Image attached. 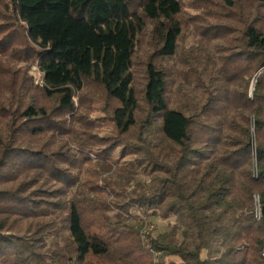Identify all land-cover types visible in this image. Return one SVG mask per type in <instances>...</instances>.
<instances>
[{
	"label": "trees",
	"instance_id": "1",
	"mask_svg": "<svg viewBox=\"0 0 264 264\" xmlns=\"http://www.w3.org/2000/svg\"><path fill=\"white\" fill-rule=\"evenodd\" d=\"M224 1L231 10L237 6ZM4 7L33 46L39 94L58 105L50 111L35 101L14 102L15 87L10 104L0 101V264H89L92 258L128 264L129 254L142 264L144 253L159 256L156 264H264L260 19L240 22L236 50L205 49L202 44H215L209 40L187 50L180 48L186 31L180 0H7ZM234 24L214 28L232 34ZM2 25L0 53L7 54L18 33ZM146 33L156 50L146 65L150 111L140 121L133 67ZM86 81L117 103L108 118L112 133L95 142L83 137L78 152L36 148L34 139L56 130L53 112L75 111ZM113 169L118 181L111 175L94 182ZM141 211L176 222L145 246L133 214Z\"/></svg>",
	"mask_w": 264,
	"mask_h": 264
},
{
	"label": "rangeland",
	"instance_id": "2",
	"mask_svg": "<svg viewBox=\"0 0 264 264\" xmlns=\"http://www.w3.org/2000/svg\"><path fill=\"white\" fill-rule=\"evenodd\" d=\"M234 1L237 6L234 10H231L224 0H180L183 6V19L186 23V31L182 38L180 48L188 50L193 44L197 45L205 40H209L210 43L215 42V44H202L205 49L214 48L213 50L218 49L223 51L224 46H227L228 50H236L240 46V40L243 36V25L240 23L242 20L258 18L261 21L259 27H264V5L257 4L255 0ZM6 2L7 0H0V24H3L2 27L8 28L11 32L12 30H15L14 33H18V27L13 23L14 20L10 16V12L6 11L4 7ZM233 20L237 21V24L233 25L234 28L231 30L232 34H219L217 28H214L216 25L225 23V21L231 23ZM211 27V32L208 35H205V32L207 31L206 29ZM151 29L153 28L151 24H149V31H151ZM146 34L147 35H144L141 38V44L135 56L133 67L135 79L133 87L139 102L140 121H145V117H148L150 111L144 99L146 65L149 60L152 61L153 58H151V56L153 55L154 50H156L154 49L151 35L149 36L148 33ZM14 35L15 36H13L10 41H15V46L7 54L0 53V79H2V81H0L1 84L6 82V85L1 86L0 84V101L2 102L7 99L8 101L6 104H10L11 100H9V93H11L13 87H15L17 98H12L16 99L14 102L21 101L24 104H29L35 101L38 105H44L51 111L53 107L58 105V100L56 98L48 99L39 94L40 92L38 89H41L42 74L38 67V63L33 56V46L26 42L19 33V36H16V34ZM205 37H207V39H204ZM24 47H29L31 52L26 53L25 50H22ZM167 61L168 60L158 59L156 62L160 67H166L169 71L174 66H172L171 62ZM1 70L3 71L1 72ZM169 72L176 73V71L173 70ZM5 89L6 91L4 92ZM116 104L115 101L108 98L102 87L92 81H86L83 90L78 93L75 98L76 108L72 115L67 117V115L62 114L60 111L53 112L55 119H59L54 134L50 131L46 133L45 136L40 137V139H34L33 145L41 150H45L44 148L55 149L58 146L60 147L64 145L63 147L68 146L73 151L78 152L79 149L75 144L81 142L83 137L93 139V142H95L99 139L97 137L112 133L113 127L108 120L110 119V115H113V110ZM7 106L8 105H6V107ZM100 117L103 118H101L96 124H93L90 121ZM21 123L22 122L19 121V124ZM145 137L147 139H155V136ZM93 160L96 159L93 157ZM86 166H84V168ZM111 175L113 178H116V180L118 179V176L115 175V169H113V172L110 175H105L94 180V182L99 181V184H102L104 179H107ZM138 179L143 181L147 180L144 177L142 179L139 177ZM109 199V202L115 201L112 197ZM115 214V212L107 214L109 216L108 219L112 221ZM133 214L138 215L136 217L141 219L137 224L143 226L142 237L145 246L150 240L149 237L155 238L160 234L169 232L176 222L175 218L164 220L161 217H149V215L146 216V213L143 211L140 213L133 212ZM95 217L96 216L92 218L96 219ZM139 242L140 241H135L133 245H130L136 247ZM143 247L144 246H140L138 249ZM151 254L153 256L147 257L146 253L139 256L142 264L144 263L143 261L145 258H148V261L144 264H156L160 261L158 258L159 256L155 257L153 253ZM128 256V264H140L138 260L134 261L131 254ZM96 261L95 258L88 259L89 264H101L99 261Z\"/></svg>",
	"mask_w": 264,
	"mask_h": 264
}]
</instances>
